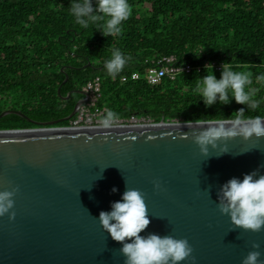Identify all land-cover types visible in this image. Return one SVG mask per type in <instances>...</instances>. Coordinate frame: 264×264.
<instances>
[{"label": "water", "instance_id": "95a60500", "mask_svg": "<svg viewBox=\"0 0 264 264\" xmlns=\"http://www.w3.org/2000/svg\"><path fill=\"white\" fill-rule=\"evenodd\" d=\"M73 93L82 98L62 119L0 113L40 127L0 131V191L18 188L15 218L0 217V264H125L121 245L97 218L126 186L144 194L150 224L141 235L187 239L195 264H242L253 243L264 260V231L234 229L216 204L228 180L257 169L264 174V138H236L221 145L228 153L217 156L219 149L210 148L204 157L189 130L195 123L43 128L70 121L88 101L83 89L61 98Z\"/></svg>", "mask_w": 264, "mask_h": 264}, {"label": "trees", "instance_id": "16d2710c", "mask_svg": "<svg viewBox=\"0 0 264 264\" xmlns=\"http://www.w3.org/2000/svg\"><path fill=\"white\" fill-rule=\"evenodd\" d=\"M128 2L132 15L122 35L105 38L94 26L82 29L74 22L70 0H0V113L17 110L36 122L62 119L82 97H61L98 77L97 107L115 111L119 120L195 123L228 117L244 106L233 101L206 109L193 88L195 79L206 75L205 65L233 59L236 70L253 74L251 86L259 89L262 101L257 112L246 111L245 116L264 115V86L255 80L264 73V0ZM113 48L132 58L115 78L103 67ZM162 58H172L169 67L189 65L190 72L147 84V70L163 66L158 64ZM132 73L139 79L131 80ZM37 127L15 115L0 119V131Z\"/></svg>", "mask_w": 264, "mask_h": 264}, {"label": "clouds", "instance_id": "9594fccd", "mask_svg": "<svg viewBox=\"0 0 264 264\" xmlns=\"http://www.w3.org/2000/svg\"><path fill=\"white\" fill-rule=\"evenodd\" d=\"M69 12L82 29L94 26L103 37L109 38L122 35L124 23L132 15V7L128 0H70ZM131 59L121 49L113 48L110 57L104 61V70L115 78ZM220 67V78L217 79L213 65H205L206 75L195 79L194 94L200 97L199 102L206 109L230 105L233 101L244 107L228 117L197 119L195 126L189 128L193 132V142L204 157L209 156L210 148L219 149L217 156L228 153L221 145L236 138L244 141L264 138V115L245 116L246 111L257 112L262 106L261 99L257 98L259 89L251 86L253 74L236 70L239 65L233 63V59L223 62ZM255 80L264 86V73L256 74ZM118 120V113L105 109L98 126L112 129ZM154 187L159 189V182H155ZM17 192L18 188L0 191V217L15 218L11 210ZM216 204L234 229L252 233L264 231V174L257 169L242 179L228 180L220 187ZM110 207V211H101L97 219L108 236L121 245L119 251L125 264H183L186 261L195 264L193 248L187 239L156 233L141 235L150 224L142 192L126 186L121 200ZM251 247L253 250L243 258L242 264H264L260 244L253 243Z\"/></svg>", "mask_w": 264, "mask_h": 264}, {"label": "built area", "instance_id": "2783aa9c", "mask_svg": "<svg viewBox=\"0 0 264 264\" xmlns=\"http://www.w3.org/2000/svg\"><path fill=\"white\" fill-rule=\"evenodd\" d=\"M172 62V58H162L158 64H162L160 67H150L146 74L145 80L149 85H158L165 76H170L172 79L176 73L185 72L189 73L191 67L189 65H183L180 67H169L168 65ZM221 64L213 65L216 71L221 70ZM139 79L137 73L131 74V80ZM83 90L88 94V101L81 105L75 114V116L69 121L68 128L70 129H92L100 128L98 121L102 115H104V109L97 107L100 99V80L98 77L93 78L87 82L83 87ZM140 121L143 123L140 124ZM144 119L131 118L129 120H118L116 126L125 125H147Z\"/></svg>", "mask_w": 264, "mask_h": 264}, {"label": "flooded vegetation", "instance_id": "af4514ba", "mask_svg": "<svg viewBox=\"0 0 264 264\" xmlns=\"http://www.w3.org/2000/svg\"><path fill=\"white\" fill-rule=\"evenodd\" d=\"M65 127H68V125L65 126ZM38 128H40V127L38 126L37 128H32V129H38ZM43 128H45V129H55V128H64V127H58V126L54 125V126H47V127H43Z\"/></svg>", "mask_w": 264, "mask_h": 264}, {"label": "rangeland", "instance_id": "374dc122", "mask_svg": "<svg viewBox=\"0 0 264 264\" xmlns=\"http://www.w3.org/2000/svg\"><path fill=\"white\" fill-rule=\"evenodd\" d=\"M242 71H245V69H243ZM218 75H220V71H218ZM11 104H12V102L11 103H9V105H7V107H11ZM7 110H11V109H7ZM4 111H6V110H4ZM15 111H17V110H15ZM3 112V111H2ZM1 112V113H2ZM20 112V111H19ZM28 121V120H27ZM141 123H143L142 121H140V124ZM146 123H150L148 120H146ZM68 124H69V122H68Z\"/></svg>", "mask_w": 264, "mask_h": 264}]
</instances>
